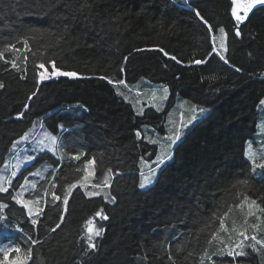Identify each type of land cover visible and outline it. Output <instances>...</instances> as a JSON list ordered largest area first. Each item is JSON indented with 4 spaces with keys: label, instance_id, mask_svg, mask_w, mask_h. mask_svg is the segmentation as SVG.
I'll return each mask as SVG.
<instances>
[{
    "label": "trees",
    "instance_id": "1",
    "mask_svg": "<svg viewBox=\"0 0 264 264\" xmlns=\"http://www.w3.org/2000/svg\"><path fill=\"white\" fill-rule=\"evenodd\" d=\"M197 11L217 37L218 26L228 33V63L211 52L213 33ZM234 23L230 0H0V82L5 84L0 89V175L14 142L25 133L30 137L24 149L37 141L32 127L38 119L59 143L57 153L32 151L35 159L18 169L9 188L15 195L26 186L21 188L24 177L35 180L36 188L24 197H42V215L30 217L9 193H0V205L8 206L0 207V224L6 225L0 227V245L31 248L28 264H264V246L253 250L247 246L251 240L243 256L220 254L240 239L233 226L264 240V168L254 169L246 155L250 143L259 164L255 152L264 143V7L257 6L239 25L240 37L234 36ZM196 59L208 62L195 64ZM12 60L21 71L12 68ZM52 60L84 78L38 84L36 66L44 63L51 70ZM121 80L124 84L116 83ZM144 80L169 88L164 110L138 101L139 112L131 101L133 87ZM33 92L37 95L29 99ZM180 100L209 113L175 145L155 183L141 189L140 171H147L141 157L151 160L157 154L149 128L164 133L170 109ZM25 105V116L17 119ZM82 153L87 155L80 161L71 159ZM93 156L91 183L101 182L110 168L111 187L89 197L88 189H97L78 185L65 211L64 193L81 181L83 162ZM52 191L62 198L55 206ZM245 196V206L236 207ZM251 200L259 207L247 216ZM229 208L225 233L219 217ZM100 209L107 220L95 216ZM32 219L39 222L33 225ZM90 220L104 229L93 236L95 249L87 243Z\"/></svg>",
    "mask_w": 264,
    "mask_h": 264
},
{
    "label": "snow or ice",
    "instance_id": "2",
    "mask_svg": "<svg viewBox=\"0 0 264 264\" xmlns=\"http://www.w3.org/2000/svg\"><path fill=\"white\" fill-rule=\"evenodd\" d=\"M262 6L264 7V0H230V14L234 18V29L233 33L235 37H240L241 36V31L239 28V25L244 23L245 21L248 20L249 14L252 13L253 9H255L257 6ZM85 7H90L87 3L83 5ZM196 15L200 18L201 21L207 26V30L209 33H213L210 35L209 40L211 44V52L215 53L222 61L225 63H228L226 53L228 52V33L226 32L225 28L222 26H218L215 29V32H218L219 36L217 37L216 34H214L213 26L208 23L207 20L204 19V17L200 16V13L197 11ZM66 19V18H65ZM35 30V29H34ZM219 39V44L217 45L216 41ZM25 46H27V41H24ZM19 51V50H17ZM159 51L164 55V56H169V53L166 52L163 48H160ZM0 58H3V53H0ZM171 59L173 61L177 60L176 56H171ZM27 60V57H25V61ZM7 62V61H6ZM207 60L203 59H196L193 61L195 64H202V63H207ZM50 63V68L47 67L44 63L38 64L36 67L39 69V71L36 73L38 76L37 83L42 84L43 82L47 80H51L54 78H59V77H69L73 79H83L84 77L75 71H64L61 68H58L56 65V61L52 60L49 62ZM11 66L12 68L17 69L18 71H21V69L18 67L17 63L15 60L11 61ZM239 71V69H236ZM23 71H27L26 67L23 69ZM21 78H24L23 76ZM101 79H107V77H100ZM110 83H113L112 81H109ZM116 83L119 84H124V81H118ZM5 84L3 82H0V89H4ZM38 91V90H37ZM164 92V97H161V99L166 98L168 89L165 87L163 89ZM120 95H123V93H118ZM37 92H33L29 99H32V97L36 96ZM152 99L156 100L157 95L155 92L152 93ZM262 105H264V100L260 101ZM27 111V105H25V108L23 111L19 112L17 114V119H22L25 116V113ZM192 115L191 117L187 120L184 121L183 117H181L182 123L178 128L175 129H170V134L167 136V142L165 144H162L161 147V152L160 154L156 157V161L152 162L155 164V166H151L150 162L147 160H144L143 157H141V160L143 164L148 168V171L145 172L143 170L140 171V182H139V187L141 189H145L146 187L154 184L155 178L157 176V172L160 169V166L163 165L167 160H170L172 158V152L171 149L172 147L176 144L177 141L180 140L181 134H182V129L187 127L188 124H191L192 121L197 119L196 112L199 111L200 113H203L205 109H197L195 105L192 106L191 108ZM142 114V112H141ZM63 126H61L62 130ZM137 137L141 136V133L137 131L136 133ZM49 139V145L47 146L49 150H51L53 153H55L58 149V136L57 135H50L48 137ZM148 140L152 144H158L159 139H152L151 136L148 137ZM29 141V134L25 133L22 135L18 141L14 142L12 147L16 148V146L20 143H27ZM41 148L46 147L44 145V141L41 140L38 142ZM62 146V144L60 145ZM82 155H87V154H76L72 155L71 159L80 161ZM250 158H252V163H253V168L255 169L256 167L264 168V163L257 164L256 160L254 158V153L251 151L249 152ZM35 157L32 155H29L27 157V160L31 162L34 160ZM97 163L96 157L93 156L90 159L86 160L83 162V176L81 177V181H78L77 183L70 184L68 186V190L64 193L63 199L61 198L60 195H57L55 191L51 192V198L53 201V206H55V202L61 201L65 206V211H66V206L69 203V195L71 194V191L75 188L78 187V185L85 190H87L89 187L97 189V191H87V195L89 197H94V196H100L101 193L104 191L105 188H110V178L112 177V170L109 168L107 170V174H103V179L99 183H90L91 178H94L96 175L95 171V165ZM5 167H7V164H5ZM17 167H19L17 165ZM32 175H39V172H34L31 173ZM17 176V171H12L11 172V177H16ZM52 179H55V176L52 177ZM239 183L241 184H247V181H240ZM7 185V186H5ZM25 185H29L31 188L35 189L36 184L32 183L27 177H24L23 180V185H21V188H23ZM12 187V179L11 178H5L3 176H0V193H9V188ZM52 187L55 188L56 184H52ZM11 196V199L16 200L17 203L21 204L24 208L27 209L28 215L31 216H36L39 217L44 213V207L41 206L42 202V197H37L36 199H24L22 197V193L17 192L15 195H12L9 193ZM49 193L45 191L43 193V197H47ZM106 201L110 200L111 202L115 201V197H109L108 195H105L103 197ZM249 201V197L245 196L243 201L237 205L236 207L238 208H243L245 206V203ZM44 205L47 206L48 202L47 200L43 201ZM253 206L259 207L256 203L255 200H251L250 203H247L248 207V212L247 216H252L254 215L253 212ZM0 207H5L7 208L8 206L6 204L0 205ZM232 209L229 208L227 212L224 213L223 217H219V228L223 230L225 233H228V226L225 224V219L227 218L229 212H231ZM261 211H264V209H261ZM96 217H99L102 220H107L108 216L103 213V209H100L95 213ZM6 219V218H5ZM259 220V217H257ZM38 219H32L31 223L33 225H36L38 223ZM63 222V218H61V223ZM245 225H247V219H245ZM6 226L4 224H0V227ZM60 227V223L56 225V228ZM253 229H256L258 227L257 224L251 225ZM56 228H53L52 231H55ZM19 230V229H18ZM88 232V237H87V243L88 247L90 249H95L96 244L93 241V236L99 237L102 235L104 232L103 227L96 228L94 221H89V227L87 229ZM232 232L236 233L240 239L236 240L231 247L227 248V255L229 256H243L245 255V242L246 241H253L252 244L247 245L248 247L252 248L253 250H257L256 246L261 245L264 246V240H258L256 235H247V228H245L243 231L237 229L235 226L232 228ZM219 237V233H214L212 235V240H216ZM29 239H31L29 237ZM212 240L209 241V243L212 242ZM37 241H32V243H36ZM205 256H208V253H204ZM33 257V252L31 248L24 249L19 246H13L12 244H8L6 246L0 245V264H28V261L32 259ZM211 259V257H209ZM201 264H203V260H201Z\"/></svg>",
    "mask_w": 264,
    "mask_h": 264
},
{
    "label": "rangeland",
    "instance_id": "3",
    "mask_svg": "<svg viewBox=\"0 0 264 264\" xmlns=\"http://www.w3.org/2000/svg\"><path fill=\"white\" fill-rule=\"evenodd\" d=\"M175 1L180 2V3H183V1H187V0H175ZM218 44L219 43H217V45ZM165 87L168 89V92H167L166 98L161 99V97H164V95H165L164 92H163V89ZM133 90L134 91L130 92L131 93L130 98H131V101L133 103L138 104L137 108H138V111L139 112L141 111V108H140V104L137 103L138 101L145 102L146 105H147V107L148 106H152L157 111H162V110H164L166 108L167 102L169 100V95H170L169 88L167 86L160 85V84H154V83H151L149 81L144 80L140 85H135L133 87ZM153 92H155L156 95H157V99L156 100H153L152 99V93ZM137 93H139V94H137ZM193 105H195V104H193V103H191V102H189L187 100H180L173 107H171L170 112H169V116H168V119H167V122H166V125H165V132L164 133H162L160 131H156L155 129L153 130V128H149L155 134L154 139H159V143L158 144H155L157 146V154L155 155V157L153 159L147 160V161L150 162L151 166H153V167L155 166V164L152 163V162H155L156 161V157L160 154V152H161V147L160 146L162 144H165L167 142V136L170 134V129H175V128H178L180 126V124L182 123L181 117H183V120L184 121H187L191 117V115L193 114L192 111H191V108H192ZM195 106L197 107V109L202 108V107L197 106V105H195ZM202 109H205V108H202ZM208 113H209V111L206 110V109H205V111L203 113H200L199 111H197L196 112L197 119L194 120V121H192L191 124H188L187 127H185V128L182 129L181 138H180L179 141L176 142V144L183 139V137L185 136V134L187 133V131L189 129H191L198 121H200L206 115H208ZM40 122H42V119H38L35 122V124L32 127V129L35 126H37ZM259 128H261V123H260V127ZM146 131H147V129H146ZM32 134L38 136L37 141L34 142V143H32L31 147L26 148V149L23 148L24 143L18 144L16 146V149H14V153H13L10 161L8 162L7 168L5 169V171L3 172V174L0 175V176H3L5 178H10L11 172L14 171L16 168L17 169H21V168L25 167L26 164L29 163V161L27 160V157L29 155H32L31 154L32 151L48 150V151L52 152L47 147L49 145V139H48V137L51 134L44 132L42 130V127L41 126H39ZM41 140L44 141V145L46 147H44V148H41L40 147V145H39L38 142L41 141ZM58 145H59V143H58ZM175 145L171 149L172 156H173V150L175 148ZM249 146L250 147L247 148L248 150L246 152V155H249V152L252 150L251 148H254L252 146V144L250 145V143H249ZM57 152L58 151H56L55 153H57ZM255 153L258 154L257 159L259 161V164L264 163V143L262 145H260L259 148L256 149V152ZM170 160H167L163 165L160 166V169L158 170L157 175H158L159 171L164 167V165H166ZM17 165L19 167H17ZM145 170L146 169L143 167V171H145ZM147 171H148V168H147ZM39 176H41V173L40 172H39ZM156 178H157V176H156ZM156 178H155V181H156ZM32 183L36 184V181L33 180ZM90 183H91V180H90ZM152 185L146 187L145 189L151 187ZM5 186H7V185H5ZM30 189H33V188H31L29 185H26L21 190L22 197L24 199H25L24 195L26 193H28L30 191ZM88 191H94V190H91L89 188ZM246 247L247 246H245V248ZM245 248H244V250H245ZM220 254L221 255H224V254H227V252H221ZM224 264H226V263H224Z\"/></svg>",
    "mask_w": 264,
    "mask_h": 264
},
{
    "label": "water",
    "instance_id": "4",
    "mask_svg": "<svg viewBox=\"0 0 264 264\" xmlns=\"http://www.w3.org/2000/svg\"><path fill=\"white\" fill-rule=\"evenodd\" d=\"M259 6V5H258Z\"/></svg>",
    "mask_w": 264,
    "mask_h": 264
}]
</instances>
